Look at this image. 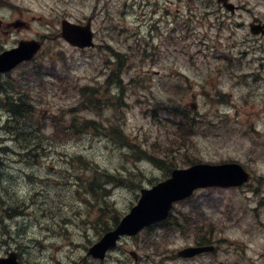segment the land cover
Masks as SVG:
<instances>
[{
	"label": "rangeland",
	"instance_id": "obj_1",
	"mask_svg": "<svg viewBox=\"0 0 264 264\" xmlns=\"http://www.w3.org/2000/svg\"><path fill=\"white\" fill-rule=\"evenodd\" d=\"M118 2L124 8V0ZM18 4L23 5L21 12L26 9L22 14L29 26L10 35L8 47L18 38L49 35L56 40L49 38L32 64L0 77V93L18 95L22 91L18 84L28 85L21 94L28 104L35 98L32 104L38 117L33 115L25 124L30 122L35 128L42 120L33 133L39 132L36 144L45 150L28 155L23 148L29 142L23 140L21 130L16 135L12 134L15 128L9 133L4 130L10 117L2 103L5 96L0 94V190L5 201L1 208L20 206L6 228L0 225L3 249L18 252L23 264H124L129 249L144 257L141 264H264V61L251 59L235 73L226 74L223 68L217 74L213 68L218 64L140 65L133 58L121 65V74L120 65L114 66L110 84L108 65L97 50L80 52L57 36L62 19L87 21L93 11L88 0H18ZM133 13L128 23L135 20ZM168 25L164 24L162 38L155 40L163 46L160 57L166 56L167 46L200 57L198 38H185L182 31L171 38ZM93 27L97 43H105L97 20ZM141 34L147 35L145 28ZM111 40L115 48L121 44ZM175 40L182 41L173 46ZM12 81L16 85L11 86ZM85 88L98 90L99 110L86 105L81 93ZM219 91L230 96L231 106L218 102ZM112 94H119L118 98ZM193 95L198 97L197 114L180 117L173 113L181 102L184 108L189 106ZM165 105L170 107L165 109ZM75 113L78 120L72 117ZM52 121L57 127L50 125ZM70 121L77 122L68 128ZM91 122L102 129L96 130ZM179 122L191 127V138L189 133L182 138L180 131L175 138ZM84 123L88 131L72 134ZM119 130L130 143L118 138ZM184 138L185 144L177 145ZM138 148L157 157L163 167L140 155ZM189 161L238 162L256 180L240 191L198 192L188 202L177 204L174 215L180 228L154 229L153 235L167 238L154 256L145 254L153 250L143 243L151 233L123 241L121 249L104 262L87 256V248L98 241L102 229L136 204L141 187L164 180L165 167L185 168ZM99 172L104 178L92 183ZM112 174L124 182L107 177ZM202 236L217 243L214 254L192 261L173 258Z\"/></svg>",
	"mask_w": 264,
	"mask_h": 264
},
{
	"label": "water",
	"instance_id": "obj_2",
	"mask_svg": "<svg viewBox=\"0 0 264 264\" xmlns=\"http://www.w3.org/2000/svg\"><path fill=\"white\" fill-rule=\"evenodd\" d=\"M63 38L73 46L86 48L92 45L93 35L90 26L82 27L63 22ZM41 43L23 41L17 49L7 51L0 56V73H6L24 61H30L40 50ZM249 180V175L236 164L195 165L187 170H175L172 178L160 183L152 190H142V197L113 232L106 234L100 243L90 249L89 255L103 259L106 252L115 247L121 235H136L144 227L162 221L168 217L174 202L190 197L196 189L207 187L239 186ZM214 247L187 248L179 252L180 257L191 258ZM0 264H19L16 255L0 260Z\"/></svg>",
	"mask_w": 264,
	"mask_h": 264
},
{
	"label": "flooded vegetation",
	"instance_id": "obj_3",
	"mask_svg": "<svg viewBox=\"0 0 264 264\" xmlns=\"http://www.w3.org/2000/svg\"><path fill=\"white\" fill-rule=\"evenodd\" d=\"M119 0H99L100 18L102 28L109 33L107 38H114V34L123 30L128 23V15L133 13L134 7L137 5L138 0H124V8L119 6ZM187 1L188 8L175 10L170 9L171 0H166V3L161 9L159 5H153L152 9L147 10L146 6L143 7V11L139 8L137 15L150 18L157 15L160 10L164 11L166 16H170L171 11H174L176 19L181 23L180 26H176L178 30L180 27L189 28V26L203 27L209 24L210 32L214 30L218 40H223V32H227L231 35V40L228 42H219L227 45L229 42H233L234 39H240L238 31L245 33V39L242 45L254 44L264 45V36L255 35L256 31H264V0H175V6L185 5ZM151 5L150 2H147ZM187 6V5H185ZM19 6L9 5L7 0H0V36L7 37L13 32H19L16 26L24 19ZM125 17V18H123ZM181 18V19H179ZM161 20H149L150 27V40L154 42L153 38L159 36L161 30ZM24 22V21H23ZM131 24V23H130ZM28 25H26L27 27ZM162 31V30H161ZM174 31V30H173ZM198 30L194 28V32ZM207 32V31H206ZM199 35L204 37L207 42L211 39L208 35ZM132 32L130 33L131 40L133 39ZM212 37V36H211ZM180 39V38H179ZM137 43V42H135ZM146 46V45H145ZM152 47L153 45H147ZM232 46H235L232 44ZM143 49L148 55H155L157 53H148L142 44H138L135 48L138 52ZM255 48V46L253 47ZM260 48V47H259ZM119 51L115 54H122V48L119 47ZM256 49V48H255ZM261 49V48H260ZM262 55L264 54L261 52ZM245 53H240L238 59H242ZM157 59V57H154ZM149 61V60H147Z\"/></svg>",
	"mask_w": 264,
	"mask_h": 264
},
{
	"label": "trees",
	"instance_id": "obj_4",
	"mask_svg": "<svg viewBox=\"0 0 264 264\" xmlns=\"http://www.w3.org/2000/svg\"><path fill=\"white\" fill-rule=\"evenodd\" d=\"M13 104L14 103L8 104L9 112L12 115V117L15 118L14 122H12L11 124H12V126L13 125L15 126V127L13 126L14 128H16L15 131H17V127L20 125L18 128L21 127V131L23 132V135L26 136L27 129L22 126V123H24V121L27 120L28 117L33 114V110L31 108V106L27 105L24 102H23V105L21 107H18L17 109L15 108L16 106H14ZM13 127L10 128L9 124L5 126L6 130H8V132H10L9 129H12ZM31 130L33 131V128ZM12 133H15V132H12ZM38 139H39V136H37V134H33L30 132L28 133V137L26 138V140L28 142L32 140L33 143H37Z\"/></svg>",
	"mask_w": 264,
	"mask_h": 264
},
{
	"label": "bare ground",
	"instance_id": "obj_5",
	"mask_svg": "<svg viewBox=\"0 0 264 264\" xmlns=\"http://www.w3.org/2000/svg\"><path fill=\"white\" fill-rule=\"evenodd\" d=\"M26 141V140H25Z\"/></svg>",
	"mask_w": 264,
	"mask_h": 264
}]
</instances>
